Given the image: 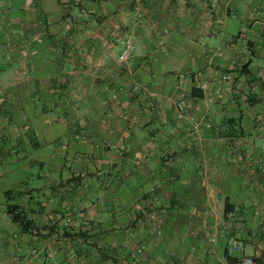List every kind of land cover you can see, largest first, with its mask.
I'll return each mask as SVG.
<instances>
[{"label": "crops", "instance_id": "crops-1", "mask_svg": "<svg viewBox=\"0 0 264 264\" xmlns=\"http://www.w3.org/2000/svg\"><path fill=\"white\" fill-rule=\"evenodd\" d=\"M230 237L264 264V0H0V264H227Z\"/></svg>", "mask_w": 264, "mask_h": 264}, {"label": "built area", "instance_id": "built-area-1", "mask_svg": "<svg viewBox=\"0 0 264 264\" xmlns=\"http://www.w3.org/2000/svg\"><path fill=\"white\" fill-rule=\"evenodd\" d=\"M132 51H133V45L131 39L127 36L121 40V47L117 55V60L119 62H125L131 57ZM223 79H225V76H223ZM172 105L174 107L176 117L180 119L184 118V105L182 100L181 99L175 100L172 102ZM242 249L243 246L241 241L237 238L230 237L226 240L224 253L227 256L234 257L235 259H237L239 264H254V260L251 256L237 257L236 252ZM142 251H143L142 246H138L132 249L129 253V259L133 263L135 262L138 263L141 260Z\"/></svg>", "mask_w": 264, "mask_h": 264}, {"label": "trees", "instance_id": "trees-1", "mask_svg": "<svg viewBox=\"0 0 264 264\" xmlns=\"http://www.w3.org/2000/svg\"><path fill=\"white\" fill-rule=\"evenodd\" d=\"M36 146L37 145L35 143L32 144L33 148ZM14 194H19V192H14ZM10 195H13V192L4 191L5 198H8ZM4 211L10 217L11 221L15 223L23 233L31 234L33 230H37V227L33 224L32 220L28 218L27 212L23 207L6 202ZM223 212H229L226 203H224ZM223 257L227 264H239L237 259L227 256L224 252Z\"/></svg>", "mask_w": 264, "mask_h": 264}, {"label": "rangeland", "instance_id": "rangeland-1", "mask_svg": "<svg viewBox=\"0 0 264 264\" xmlns=\"http://www.w3.org/2000/svg\"><path fill=\"white\" fill-rule=\"evenodd\" d=\"M228 20H230V21H232V19H228ZM232 25H233V28L231 29V32L230 33H232V32H234V31H236L234 28L235 27H237L233 22H232ZM28 156H30V157H34V154H31V155H28ZM26 169L28 170V172L30 173V175L31 174H34V173H36L37 171H38V167L35 165V164H33V163H31V162H28L27 163V165H26ZM30 175H28L27 176V178L26 179H24L25 181H26V184L27 185H32L33 186V184L35 183V180H34V183H33V179L32 178H30ZM49 215V217L47 218L49 221H53L54 222V219H53V216L51 215V214H48ZM66 215V212H64V215L62 214V215H56L57 216V218H59V221H61L62 222V227L63 228H65V227H67V226H69L71 223H70V221H71V219H70V216H65ZM55 216V215H54ZM52 224V223H51ZM71 226V225H70ZM62 230V229H61ZM130 253V252H129ZM128 257H129V254H128Z\"/></svg>", "mask_w": 264, "mask_h": 264}]
</instances>
